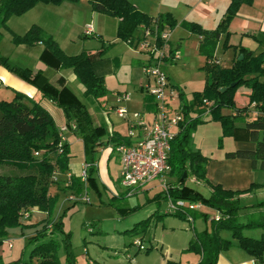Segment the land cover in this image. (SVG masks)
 <instances>
[{
  "label": "trees",
  "instance_id": "obj_1",
  "mask_svg": "<svg viewBox=\"0 0 264 264\" xmlns=\"http://www.w3.org/2000/svg\"><path fill=\"white\" fill-rule=\"evenodd\" d=\"M80 0H0V29L8 30L12 17H21L34 9L38 4H52L59 6L64 2L77 3ZM94 12L120 20L117 37L132 44V38L141 25L150 27L157 24L160 32L168 25L171 30L176 27V20L171 14H162L151 17L140 11L129 0H87ZM254 0H230L224 20L216 29L208 30L195 22L183 23V26L193 34L202 37L199 46L200 54L207 59L202 70L206 73V87L202 93H196L193 99L187 100L181 93L182 108L187 115V122L181 127L180 133L172 141L169 163L171 172L169 177L175 181H169V195L163 192L155 197L154 201L167 203L170 197L173 201L183 200L188 203L201 202L204 207L214 210L219 214V220H209V213L205 211H189L182 209L166 214L158 211L149 218L135 224L126 234L133 236L146 233L154 219L173 215L193 224L198 219L209 222V226L202 232L194 230V238L190 242L187 252L202 256L198 264H218L222 252L233 247V241L221 236L222 232L232 233L233 239L239 242V246L254 257L258 264H264V233L261 238H253L245 235L246 230L264 231V214L257 220L239 222L241 216L248 215L249 208L241 205L240 198L254 193L259 189L264 190V183L253 184L245 191L225 190L222 186L213 185L207 178V167L210 158L200 150L192 147V138L197 128L205 123L202 116L205 112V99L213 102L209 112L211 120L219 122L223 128L221 140L233 137L237 131L236 123L249 111L254 104L258 115L254 120L246 122V129L250 133L251 141L257 143L255 152L235 151L226 153L227 158L249 159L256 169L260 158H264V52L255 56L245 47L236 48L243 59L235 61L230 68H223L216 62V50L223 34H226L225 49H230L229 26L244 5L252 6ZM13 33V43L16 46H35L43 44L45 51L41 60L50 67L57 69L73 70L77 80L85 87L84 96L93 101H99L108 95L105 86V77L100 75L95 68L94 57L104 56L106 49H101L97 54L83 52L79 55L69 56L60 47L59 43L44 29L33 25L25 35ZM3 33L0 31V43ZM0 64L14 72L23 80L35 86L42 96L63 109L67 119L68 128L84 139L86 145V162L95 163L99 148L114 144V148L121 144L129 143L127 137L119 134L110 135L107 142L103 141L105 128L96 127L92 116L81 100L68 88L58 89L42 74L33 73L29 69L13 68L6 57L0 55ZM232 84L235 86L233 87ZM241 87L250 90L247 104L240 108L237 105V92ZM227 88L226 91H222ZM223 109L233 110L236 115H223ZM191 114H198L190 117ZM72 124L76 126L72 128ZM61 130L57 127L53 116L41 103L35 99L17 93L14 101H0V168L12 166L21 174L0 173V245L5 243L8 230L23 227L20 220L26 213L34 210L47 213L49 217L58 202L59 195H52L51 188L57 172L68 174L70 171L71 154L70 143L63 140ZM222 144V143H220ZM222 148V145H221ZM37 153L39 155H37ZM264 171V161L261 164ZM97 169L89 170L88 182L99 193L95 174ZM194 178L196 183L203 184L210 191L209 198L188 185V181ZM72 190L77 193L83 191V183L76 176L71 177L70 185L63 190ZM251 208L263 209L264 201H260ZM121 214L123 210H118ZM129 210H126L128 212ZM255 216L254 214L250 215ZM51 220V218H49ZM50 221L29 240L36 247L31 253L29 261L17 259L5 262L0 257V264H62L57 254V241L54 235L63 232L61 221L53 224L50 231ZM50 236V239L48 237ZM71 234H66L65 249L67 264H76L72 250ZM44 240V241H42ZM37 259L35 262L34 260ZM174 264V263H169Z\"/></svg>",
  "mask_w": 264,
  "mask_h": 264
},
{
  "label": "crops",
  "instance_id": "obj_2",
  "mask_svg": "<svg viewBox=\"0 0 264 264\" xmlns=\"http://www.w3.org/2000/svg\"><path fill=\"white\" fill-rule=\"evenodd\" d=\"M129 1L132 2L140 11L148 14L151 17H156L154 15L158 10L160 13H164V12L170 13L179 22L182 21L187 22L189 20V22L199 23L200 25L203 26V28L210 30L216 29L218 25L223 22L226 11L230 5V0H170V3L167 4L168 6L160 5V7L158 6L154 7L151 6L150 3L148 2L147 3L143 2L145 4H141L142 1H137V0H129ZM254 1L255 2L253 3L252 6H247V5L242 6L237 16L233 19V21L229 26V32L231 34L229 43H231L230 46L233 47L227 51L226 49L224 50L223 53L224 57L226 56L229 57L227 58L228 59L227 61L224 60L223 58H220V56L217 55L219 48L223 46L222 44H224V41L226 40L225 39L226 34H223L221 37V41L218 44L215 55L217 56L216 57L217 64L223 68L232 67L235 61L238 59L240 53L239 51L235 50V47H237L238 44L234 42V41H238V39L241 41L242 43L241 45H243V42L245 41V37L255 38L259 42V44H256L253 41H251L252 44L248 46L244 45L245 48L252 51L255 56L257 55L259 56L260 53H263L260 51L264 50V0H254ZM24 16L26 18L25 19L26 28L24 30L25 32H27L33 25H38L46 32L51 34V36L54 37L57 41H59V44H61L60 39H65V40L70 39L73 32H75L76 29H80L82 32H84L85 27L90 23L91 24L95 23L94 34L98 35L100 39L104 42L105 35H107L106 32L107 24L112 23V21L116 22L117 30H118V25L120 22V20L117 18L108 17L103 14L94 12L91 7V4L87 0H80L77 3L64 2L59 6L40 3ZM138 30L137 32L139 33ZM0 31L3 33L4 29H0ZM175 31L176 30L174 29L172 34H170L171 38L169 45L173 49H177L181 52L183 49L182 40L176 43L173 42V40L171 41V39L174 38V35L176 33ZM137 32L134 34V37L132 38L133 40L138 38L139 34ZM116 37H117V31H116ZM201 40L202 37L199 36L198 50ZM123 43L127 45L128 42L126 43L123 42ZM115 44L118 45L119 42L116 41ZM16 48L17 50H21V51L23 50L26 52V53L24 52V54H27L28 61L32 58H35L37 62L33 67H29L27 65L28 61L26 62L27 64L26 63L21 64L22 66L19 65H14V66H19L22 69H24L25 66H27L26 68L32 70L34 73L40 72L45 76L47 75L49 78H51L50 80L52 81L53 86L55 85L58 89H61L62 87L65 86L68 87L74 94L77 93L78 95L81 94L84 95L85 87L77 81L76 75L73 72H71L73 70H69V72L71 73L68 76L65 73V71L63 73V70L49 69L44 65V63L41 60V56L45 51V46L43 44H37L33 47L27 45L25 46L21 45V46H17ZM111 51L112 50L110 48V52ZM98 52L96 51L94 52L93 50L89 53L97 54ZM67 53L69 54V56L74 55L70 52ZM138 53H133V54L140 56V59L135 58V61L131 60L129 61V63L131 64L132 62L133 63L136 62L137 65L139 64L142 68H144L148 60L145 59V54L141 52L139 54ZM5 57H7L11 61L10 58L11 56L10 57L5 56ZM183 57L184 54L182 53V59L178 62H181L183 60ZM111 59L112 57L108 55V52L106 53V55L102 57L98 55L94 57V64L96 71L100 75L105 77V86L108 89V95L97 102L99 104V107L103 110L105 114H108L109 117L112 114L110 113L109 110H107V106L105 105L104 102H107L110 93H113V95L118 100V102L115 103V106H113L112 108L115 113L116 110L120 108L119 106H124L126 109H128V111L133 109L131 105H127V103L130 102L131 100V95L122 86L119 85L118 83L119 80L117 76L114 74V72H111L113 68H111L110 66L107 67ZM176 62L173 63V65H175ZM49 70H53L54 72L52 71L53 73L50 74ZM140 91L142 93L146 92V94L148 95L146 96V100L149 97L150 98L152 97L151 95L148 94L146 90V86H144V84L142 83L140 84ZM17 93H21L25 96L27 95V97L39 101L41 103V106H43L46 110H48L50 114L53 116L56 125L60 130H63V128H67L68 118H66V115L62 109H60L52 101L44 98L35 86L23 80L17 74L11 72L8 68L0 64V101H9V102L14 101L16 100ZM181 93L184 94L182 90ZM249 93L250 90L247 87H241L238 90L236 96L238 107L242 108L247 104L248 102L247 97ZM124 94H129L130 99L127 101L124 100L122 101L121 98ZM186 97L187 96H185V98ZM147 108H149L148 101H146V109ZM221 113L223 115H229V116L236 115L235 111L228 109H223ZM258 114L259 113L255 109V105L253 104L250 107L249 111L246 112L240 118L239 122L236 123L235 126H237V131L235 135L233 137L225 138L222 149L221 150L218 149V152L216 154H210L208 156L211 160L207 167V178L209 179V182H211L213 185L222 186L225 190H230V191H245L255 183L258 184L264 183V177L261 178V174L264 175V171L261 168V164H263L264 161L263 157L260 158L258 164L256 165V169H254L253 162L249 159H241V158L230 159L227 158L226 156L227 155L226 153H230V152L235 153V151H247L249 153V152H255L257 150V143L251 141L250 133L246 129L247 126L246 122L250 120H254ZM196 116H198V114L190 115V117H196ZM204 116H210L207 110H206V114L202 116L203 120L205 121ZM118 117L120 118V116ZM211 123H213V121H205L203 125L199 126L197 132L196 133L194 132L193 146L195 149L198 148L201 151H203V148H199L201 145L199 146L197 144L196 138L200 130H202L204 134H206V138H207V136L212 133L211 131L212 127L210 126L213 125ZM124 124L126 125L127 128L128 127L127 123ZM214 124L216 123L214 122ZM95 126L100 127V125H95ZM67 131H71V130L67 129L66 131L62 132V135L64 136L65 141L68 142V139L64 135V133ZM126 133H122L119 129L115 127L114 124H112V127H110L111 136L114 134H119L123 137H127ZM217 133L219 135H222L223 133L222 126L220 127V129L217 128ZM78 140L81 141V139ZM111 147H112L111 153L108 152V154H105V159L108 164L114 155L113 153H115L114 144ZM98 150L99 152L103 151V153H105L103 147L99 148ZM98 154L96 161L98 167L95 177L100 191L98 193L99 196L97 195L96 192L93 191L89 182H88V186L83 185V191L81 193H77L76 191H72L69 189L67 191L63 190L64 188L70 185L72 176H76L80 178L83 164L86 162L85 157H84L85 159L84 163L81 162L79 164L74 165L72 164L71 161L70 171L68 172V174L57 172L54 178L56 184H54L53 187L51 188V194L59 195L61 194V192H67L69 198L72 194H77L80 197V201H75V203H85V204H90L93 202L92 197L90 195V191L95 193L99 197V200L102 201L101 193H103L104 190L103 188H106V190L108 189L110 192H112L114 197L116 198L125 197L124 195H122V193L120 194V196L118 195L115 189V187L117 186L114 187L109 184L108 182L109 175L105 176L103 174L104 172L101 169V160L103 157H101V159H98ZM118 165L120 169L121 168L120 159ZM118 182H119L118 192H120L121 191L120 178ZM151 185H153V183L148 185V187H150ZM199 185H203V184H199ZM204 187L207 188L206 186ZM153 188L154 187H152V189ZM150 190L151 189L148 190L146 189L145 192H149ZM257 194H264V190L259 189L254 193L244 195L240 198L241 205L249 208L247 216H250L252 214L254 215L264 214V208L263 209L251 208L253 205L257 204L256 202L255 203L251 202L253 198L257 196ZM210 195H211V191H210ZM210 195L207 198H209ZM84 197L89 198L88 203H86V201L84 202L83 200ZM67 202H69L70 204L71 201L68 199ZM201 211H205L209 214L211 213L210 211L215 212L214 210L206 207H204ZM167 212L168 211L166 210L164 212H161V214H166ZM215 214L217 216L219 215L217 212H215ZM152 215L153 214H151V216ZM211 217L212 214L209 215V220H211L210 219ZM198 220H196L193 224H191L188 221L183 222L182 219L169 214L168 216L161 217L158 219L157 222L154 223L153 221L151 225L153 234H147L146 236H144L143 239L136 238V240H140L141 242L140 246L135 244L136 240L133 243H130V245H128V243H125L123 247L116 245L109 246V244H105V243L100 244V242L94 243L93 241L90 240L89 241L91 243L90 248H92L93 250H91L90 248L88 249L85 248V253L88 254L86 259L81 257H76L74 255L76 264H169V263L198 264L202 260V256L198 255V253L195 254L192 252H187L190 242L194 238V230L198 232H202L209 226V222H206L203 219L204 223L202 224V227L198 230L196 226V222ZM26 221L27 223L25 227L35 226V228H33L32 231L36 229V232L39 229L42 230V228L49 221L51 222V220H49L48 218L47 213L44 214V212H41L39 210H34L33 213H31V217ZM54 222L56 223L57 221ZM84 227L88 228L89 224H85ZM90 229L92 228H88L89 232ZM12 231H17V229H13ZM252 231L255 230H246L245 232H252ZM260 231L263 234V230ZM36 232L32 234H36ZM95 232L96 231H92L90 233L95 234ZM221 236L223 238L225 237V239L232 240L234 245L228 251L221 253L218 260V264H258L256 259L254 257L252 258V256H250L247 252H245L239 246V242L233 239L231 232L224 231L222 232ZM147 243H149L150 245H148Z\"/></svg>",
  "mask_w": 264,
  "mask_h": 264
},
{
  "label": "rangeland",
  "instance_id": "obj_3",
  "mask_svg": "<svg viewBox=\"0 0 264 264\" xmlns=\"http://www.w3.org/2000/svg\"><path fill=\"white\" fill-rule=\"evenodd\" d=\"M137 1H142L141 4H145L143 2L146 3L148 2L150 3L151 6L154 7L157 6L160 7V5L168 6L167 4L170 3V0H137ZM162 14L166 15L170 13H165V12L160 13L157 10L154 16L158 17L159 15ZM25 19H26L25 16L12 17L10 19L11 21H9L8 23L9 28L12 29L10 31L4 30L3 32L4 34L2 38L3 40L0 44V55L3 57L11 56L10 57L11 61L7 57L6 58L9 61V65L11 64L10 66L13 68L22 69L19 66H22L21 64H25L28 61L27 54H24L25 51L17 50L16 48L17 46L14 45L13 33H12L14 32L18 35L23 36L31 29L30 28L27 32L24 31L26 28ZM175 20L177 22L175 27L176 33L174 35V38L171 39V41L173 40V42L176 43L182 40L183 49L181 52L184 54V57L181 62L178 63L176 62L175 65H173V63L171 62L167 63V65L165 66V71L170 78L171 84L177 86L175 88L176 93L177 92L180 93L182 90L185 96H187L186 97L187 100H191L193 99L194 94L202 93L206 87L205 85L207 82V76L206 73L202 70V68L206 65L207 59L205 56L203 57L198 50L199 35L193 34L192 32L188 31V29H186L183 26V23H186L185 21L179 22L177 19ZM188 22L189 20L187 21V23ZM90 24H88L85 27L84 32H82L80 29H76L71 36L72 39L71 38L68 40L60 39V43L64 46L63 47L61 44H59L60 47L67 55H69L67 52L74 54L72 56L79 55L83 52L89 53L93 50L94 52L95 51L98 52L101 49L105 48L106 53L108 52V55L112 57L107 67L110 66L111 68H113L111 72H114V74L117 76L119 80L118 82L119 85L122 86L131 95V100L130 102L127 103V105H131L133 109L129 110V112L132 115L134 113H143L146 115L145 118L147 122L152 121L155 115L154 112L156 109V105H155L156 99H154L153 97L151 98L149 97L146 100V96L148 95L146 94V92L142 93L140 91V84L142 83L144 84V86H147L149 84V80L146 77V74L144 73V68H142L139 64L137 65L136 62L134 63L132 62L131 64L129 63V61L131 60L135 61V58L140 59V56L133 54L138 52L140 53V51L136 49L135 46H132L129 43H127V45L124 44L123 42L125 41H122L121 39L116 37V31H118L116 22L112 21V23L107 24V31H106L107 35H105L104 42L100 39L98 35L93 34L91 36H86L85 34L86 28ZM92 24L93 26H95V23ZM166 30H170L171 32L170 34H172L174 29L171 31L170 27L167 25ZM138 31L139 33L138 32L137 33L140 35L142 32L140 30ZM114 40L119 42V44L118 45L115 44L116 41ZM251 41H253L256 44H259V42L253 37H245V41L243 42V45H241L242 43L239 39L238 41H234V42L238 44L236 48H240V47L244 48L245 46L251 45L252 44ZM57 42L59 43V41ZM224 44H222L223 46L219 48L217 55L220 56V58H223L224 60L227 61L228 60L227 58L229 57L227 56L224 57L223 54L225 50ZM110 48L112 50L111 52H110ZM227 50L229 49H226V51ZM260 52H264V50ZM145 59L148 60L147 55H145ZM36 62L37 61L35 60V58H32L28 61V64L27 63L26 64L29 67H33L35 66ZM14 65H19V66H14ZM44 65L49 69L57 70V68L50 67L45 63ZM26 67L27 66H25V68ZM69 70L70 69H63V73L65 71V73L69 76L70 73L73 72V71L69 72ZM49 71L50 74L54 72L53 70H49ZM45 77L52 83V81L50 80L51 78H49L47 75ZM75 94L81 100V102H84V104L87 106L92 116L93 123L95 125H100L105 128L106 132L103 137L104 142H107L108 141L107 139L110 137V127H112V124H114L115 127L119 129L122 133H126V132L128 133L127 130L128 127L126 128V125L124 124L126 123L125 120L119 118L118 115L112 109L113 106H115V103L118 102V100L113 95V93H110L107 102H104L105 105L107 106V110H109L110 113L112 114L110 117L108 116V114H105L103 112V110L99 107L97 101L89 100L82 94L81 95H78L77 93ZM146 101L149 102V108L147 109H146ZM119 107L125 108L124 106H119ZM204 119L205 121H212L211 116H204ZM215 123L216 124H214V121L213 123H211L213 125L210 126L212 127L211 128L212 133L209 134L207 138H206V134H204L202 130L198 132L199 134L196 138V142L199 146L200 145L202 146V147L200 146L199 148H203V151H201L198 148L197 149L194 148L193 146L194 138H192L193 141L192 147L195 150H200L203 154H205V156H209L210 154H216L218 152V149L219 150L222 149L221 145L223 146L224 144L225 139L221 140L223 133L222 135H219L217 133V128L220 129L222 125L219 122H215ZM197 130L195 131V133L197 132ZM64 135L68 139V142L70 143L71 146V154L73 156L72 164L75 165L81 162L84 163L86 159L85 149L87 143L84 141V139L80 138L72 131H67L64 133ZM78 139H81V141H79ZM112 145L104 146L103 148L105 153H103V151L99 152L98 159H101V157H103L101 160V169L104 172L103 174L105 176L109 175V180H108L109 184L114 187L117 186L115 187V189L119 194L118 180L120 178L121 168L119 169V165H118L120 159L118 153L116 151L115 153H113L114 155L111 161L109 162V164L105 159V154H108V152L111 153ZM0 173L15 174V175L21 174L19 170H17L12 166H5L3 168H0ZM263 177L264 175L261 174V178ZM166 181L169 182L175 180L167 177ZM188 185L196 189L200 193H202L205 197H208L210 195V191L207 188H205L203 185L197 184L194 178L188 181ZM152 187L154 188L152 189ZM91 188L98 195V192L95 190V188H93L92 186ZM103 189H104L103 193H101L102 201L99 200L98 197L99 195L97 196L95 193L90 191V195L93 200V202L90 204L75 203V201H71L69 204V202H67L69 199L68 197L69 195H67V192H61V194H59L58 202L56 203L51 216L49 217V215L47 214L48 218H51V222H50L51 224H49L48 227L52 224H55L54 221L57 222L61 221L64 226L62 228L63 232L60 231L56 235H54V239L57 241V254L62 264H67V255H66L65 242H64V240L66 239V234L72 235L71 241H72L73 254L76 257H81L86 259L88 254L85 253V248L86 249L90 248L91 245V243L89 242L90 240L93 241L94 243L100 242V244H104V243L109 244V246L116 245L123 247L125 243H128V245H130V243H133L136 240V238L143 239L144 236H146L147 234H153V230L150 227L146 233H139V235L136 236L126 234L125 233L126 230H131L135 226V224L139 223L142 220L147 219L149 216H151V214H155L157 211L161 213L168 209L167 203L160 204L161 201H154L157 195L163 193V187L161 181H157L156 183H153V185H151L150 187L147 186L146 188L147 190L151 189L149 192H145L146 191L145 190L142 193H139L130 198H126V197L116 198L114 197L113 193L110 192L108 189L107 190L106 188ZM262 200H264V194H257V196H255L251 202L258 203ZM119 209L123 210L124 212H122L121 214L118 211ZM126 210L129 211L126 212ZM210 212H211L210 214H212V217L210 219L212 220V218H214L217 215L213 211ZM246 212H248V210ZM259 217L260 215L258 214H255V216L252 217L247 215L241 216L239 222H248L249 220L250 221L257 220L259 219ZM158 219L159 218L157 214L154 223L157 222ZM182 221L185 222V220ZM20 222L23 225V227L9 229L8 237L6 238L5 243L0 245V257H2L5 262H11L22 258L24 260L29 261L31 258L30 257L31 253L36 247L35 244L33 243L31 244L29 242V240L35 235L32 234L36 232V229L32 231V229L35 228V226L25 227L27 221L24 218H21ZM203 223H204L203 219H199L196 222V226L198 230L202 227ZM85 224H89L88 228H92L90 229V232L96 231L95 234L90 233L88 231V228L84 227ZM13 229H17V231H12ZM52 229L53 227L49 228L50 231ZM245 235L253 238H261L260 235H262V233L260 230H255L252 232H245ZM48 239H50V236L48 237ZM10 244H12V248H10ZM147 244L150 245L149 243ZM90 249L93 250L92 248ZM34 261L36 262L37 259H35Z\"/></svg>",
  "mask_w": 264,
  "mask_h": 264
},
{
  "label": "built area",
  "instance_id": "obj_4",
  "mask_svg": "<svg viewBox=\"0 0 264 264\" xmlns=\"http://www.w3.org/2000/svg\"><path fill=\"white\" fill-rule=\"evenodd\" d=\"M141 34L132 41L141 53L148 56V60L144 73L149 78V84L146 90L149 95L156 99V109L154 119L150 122L146 121L145 114L134 113L133 115L126 108H118L116 113L120 118L125 120L128 126L127 138L129 143L121 144L115 148L120 158V192L126 198L133 197L146 190L147 186L161 181L163 192L169 195V182L166 178L172 170L169 163L172 141L181 131V127L187 122V115L184 113L181 102V92L176 93L170 78L165 71L167 63H175L182 59L179 50L173 49L170 45V31L164 29L160 32L157 24L150 27L141 25L139 27ZM94 26L90 24L86 28V36L94 34ZM130 43V42H129ZM130 99L129 94H124L121 98L123 101ZM213 102L205 99V109L210 112ZM75 129L76 126L72 125ZM68 128H63L62 132ZM37 155H39L37 153ZM98 164L85 162L83 164L80 179L84 186H88L89 170L97 169ZM70 201H80L77 194H72ZM84 202H89L88 197L83 198ZM171 211H179L188 209L189 211H200L204 205L199 203H188L183 200L173 201L170 197L167 201ZM31 217L30 213H26L25 220ZM219 215L214 219L219 220ZM53 227V224L49 228ZM136 245L140 246V240H136ZM12 248V244H10Z\"/></svg>",
  "mask_w": 264,
  "mask_h": 264
},
{
  "label": "water",
  "instance_id": "obj_5",
  "mask_svg": "<svg viewBox=\"0 0 264 264\" xmlns=\"http://www.w3.org/2000/svg\"><path fill=\"white\" fill-rule=\"evenodd\" d=\"M240 59H243V55L240 56ZM232 86L234 87L235 85L232 84ZM226 89H227V88H223L222 91L224 92V91H226Z\"/></svg>",
  "mask_w": 264,
  "mask_h": 264
}]
</instances>
